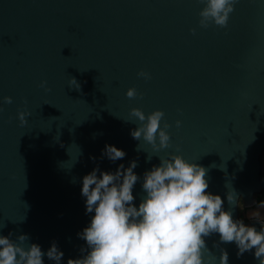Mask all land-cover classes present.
I'll return each mask as SVG.
<instances>
[{
	"label": "water",
	"instance_id": "obj_1",
	"mask_svg": "<svg viewBox=\"0 0 264 264\" xmlns=\"http://www.w3.org/2000/svg\"><path fill=\"white\" fill-rule=\"evenodd\" d=\"M204 6L0 0V235L12 233L17 243L28 235L23 246L35 243L45 253L56 242L61 264L81 258L87 246L77 234L94 215L85 214L83 177L97 166L115 172L136 160L138 207L146 195L143 174L159 166L158 156L181 155L206 168L207 191L222 198L234 220L238 204H229L227 194L244 207L256 204L254 195L264 190V0H239L226 28L200 27ZM141 71L151 79L139 77ZM72 78L78 90L69 87ZM132 88L137 96L130 99ZM134 108L146 116L164 112L171 147L155 152L131 137L140 126L130 116ZM19 112L31 113L23 126ZM105 145L125 158L101 159ZM248 225L259 231L264 222ZM205 240L210 264H219L222 251L228 264H259L254 250L237 258L235 243H219L218 234ZM44 264L55 261L45 255Z\"/></svg>",
	"mask_w": 264,
	"mask_h": 264
},
{
	"label": "clouds",
	"instance_id": "obj_2",
	"mask_svg": "<svg viewBox=\"0 0 264 264\" xmlns=\"http://www.w3.org/2000/svg\"><path fill=\"white\" fill-rule=\"evenodd\" d=\"M238 2L200 0L205 5L199 12L200 27L214 23L226 28ZM191 31L195 34V29ZM138 76L151 79L144 71ZM46 83L40 86L45 87ZM72 85H77V90L80 87L75 78L70 80L69 87ZM126 96L136 98L137 92L129 89ZM4 102L11 104L12 99L5 97ZM29 115L18 113L21 126L27 123ZM164 115L157 110L146 116L142 110L132 109L130 116L140 126L130 131L131 137L137 141L143 139L155 152L171 147V137L166 131L170 125L164 123L161 127ZM176 127H181V121H176ZM125 156L123 150L112 145H105L101 153V159L106 157L113 163ZM158 158L159 166L154 165L143 174L142 190L146 195L138 207L133 195L134 186L141 179L134 172L138 166L136 160L127 168L120 164L115 172H102L97 166L83 177L81 196L85 198V214L94 215L90 224L77 234L86 243L87 248L81 249L86 254L68 259L67 264H210L204 258V250H208L205 238L213 234L219 235V243H235L237 258L254 250V258L264 264V227L258 231L243 220H234L231 210H224L222 198L207 191L208 170L187 162L181 155ZM147 159L150 161L152 157ZM227 201L238 204L233 194H227ZM12 235H0V264H44L45 255L55 264H61L64 253L56 242L45 253L35 243L27 248L23 246L30 238L28 235H19V243L10 238ZM228 259L227 251H222L219 264H228Z\"/></svg>",
	"mask_w": 264,
	"mask_h": 264
},
{
	"label": "trees",
	"instance_id": "obj_3",
	"mask_svg": "<svg viewBox=\"0 0 264 264\" xmlns=\"http://www.w3.org/2000/svg\"><path fill=\"white\" fill-rule=\"evenodd\" d=\"M260 162L262 165V171L264 172V151L262 155L260 156ZM254 198L256 199L255 206L261 205V204L264 205V190H261L260 193L254 195ZM246 210H247V207H244L242 201L240 200L238 203V217H239V220H243L245 224L248 225L249 220L246 218V215H245Z\"/></svg>",
	"mask_w": 264,
	"mask_h": 264
},
{
	"label": "rangeland",
	"instance_id": "obj_4",
	"mask_svg": "<svg viewBox=\"0 0 264 264\" xmlns=\"http://www.w3.org/2000/svg\"><path fill=\"white\" fill-rule=\"evenodd\" d=\"M245 215L248 220L258 219L264 222V205L261 204L247 207Z\"/></svg>",
	"mask_w": 264,
	"mask_h": 264
}]
</instances>
